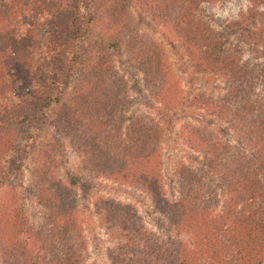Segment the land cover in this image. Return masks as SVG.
<instances>
[{"label": "trees", "instance_id": "16d2710c", "mask_svg": "<svg viewBox=\"0 0 264 264\" xmlns=\"http://www.w3.org/2000/svg\"><path fill=\"white\" fill-rule=\"evenodd\" d=\"M73 1L80 5L79 10L81 5L85 9L74 18L72 27L83 38L94 15L89 0ZM144 1L150 4L149 0ZM166 1L174 4L177 0ZM247 1L250 6L238 21L231 23V30H239L252 60L260 61L257 70L240 62L242 51L215 52V34L202 23L195 32L197 43L192 47L195 67L222 78L228 88L221 98L200 94L191 101L201 113L220 121L223 127L215 132L209 129L207 121L186 131L184 141L202 155L203 166L178 175L177 198H165L160 173L162 130L152 117L136 120L129 143L123 138L114 151L102 152L108 177L143 190L168 220L167 236L163 238L142 224L127 226L120 219L117 231H110L117 240L108 251L110 264H264V92L260 89L264 86V12L260 11L264 9V0ZM19 4V0L5 3L14 13ZM172 8L169 4L170 12ZM54 23L47 26L51 48L46 47V56L60 61L63 67L57 75L47 77V92L33 83L25 72L23 59L15 53L11 60L16 68L9 70L14 79L5 80L7 69H0V189L22 175L39 125L60 102L62 88L68 86L79 66V45L61 43L58 37L72 24ZM0 26L4 29L5 25ZM166 26L173 25L168 20ZM87 85H94L93 77ZM166 86L160 82L154 98L167 107L176 106L177 101ZM77 105L69 122L80 130L85 128V111ZM197 116L201 117L199 113ZM201 122H205L204 118ZM91 123L86 125L89 128L91 125L92 131L101 129ZM13 126L21 128L20 135ZM84 156L96 159V155L88 152ZM39 175L38 184L29 193L48 210V215L36 230L23 210L15 207L18 195H12V207L0 201V251L4 264L7 258H11L8 260L11 264H85L86 243L75 221L76 206L69 202V192L66 187L50 188L52 174ZM129 211L135 221L136 212ZM6 249L8 252L3 253ZM15 250H19L17 256Z\"/></svg>", "mask_w": 264, "mask_h": 264}, {"label": "rangeland", "instance_id": "374dc122", "mask_svg": "<svg viewBox=\"0 0 264 264\" xmlns=\"http://www.w3.org/2000/svg\"><path fill=\"white\" fill-rule=\"evenodd\" d=\"M10 1L0 0V23L5 25L4 29L0 26V69H7L5 80L14 79L9 70L16 68L11 60L15 53L23 59L25 72L33 83L42 91L49 90L47 77L57 75L63 67L60 61L46 56V47L51 48L47 26L54 22L72 24L58 37L61 43L79 45L80 60L70 83L62 88L60 102L39 125L22 175L0 189V201L8 206L14 202L12 195H18L15 207L23 210L36 230L45 221L48 210L36 202L29 190L38 184L39 173L52 174L50 188L66 187L69 202L76 206L74 218L86 243L85 264H110L108 251L117 241L110 231H117L120 219L127 226L142 224L165 238L168 220L162 210L143 190L108 177L102 152L114 151L116 143L119 145L123 138L129 143L136 120L152 117L162 130L160 173L165 198H177L178 175L203 166L202 155L184 141L186 131L207 121L209 129L215 132L223 127L220 121L201 113L191 101L200 94L221 98L228 88L222 78L202 73L195 67L192 58V47L197 43L195 32L202 23L215 34V52L242 51L240 62L257 70L260 61L252 60L239 30H231V23L240 19L249 2L177 0L172 4L166 0H149L150 4H146L144 0H89L94 20L89 32L79 38L72 28L73 21L85 9L81 5L79 10L80 5L73 0H19L15 13L5 5ZM169 4L173 6L172 12ZM168 20L173 25L169 28ZM91 77L94 85L88 86ZM162 81L177 101L176 106L167 107L154 98ZM260 89L264 92V86ZM76 104L85 111V128L80 130L69 122ZM90 122L101 129L92 131L91 125L90 128L86 125ZM13 130L20 135L21 128L13 126ZM86 145L90 147L88 150ZM86 152L96 155V159L85 158ZM130 209L136 212L135 221ZM18 253L15 250L16 256ZM1 254L0 251V264H4ZM8 260L7 264H11Z\"/></svg>", "mask_w": 264, "mask_h": 264}]
</instances>
